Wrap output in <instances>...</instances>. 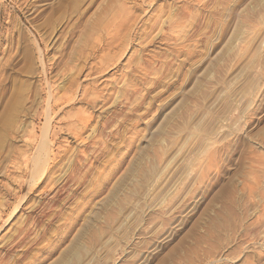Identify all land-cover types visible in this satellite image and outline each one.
<instances>
[{
    "label": "rangeland",
    "instance_id": "1",
    "mask_svg": "<svg viewBox=\"0 0 264 264\" xmlns=\"http://www.w3.org/2000/svg\"><path fill=\"white\" fill-rule=\"evenodd\" d=\"M0 264H264V0H0Z\"/></svg>",
    "mask_w": 264,
    "mask_h": 264
},
{
    "label": "bare ground",
    "instance_id": "2",
    "mask_svg": "<svg viewBox=\"0 0 264 264\" xmlns=\"http://www.w3.org/2000/svg\"><path fill=\"white\" fill-rule=\"evenodd\" d=\"M47 151H48V150H47ZM43 157H44V156H43ZM48 166H49V165H48ZM47 169H48V168H47ZM78 169H79V167H78ZM76 170H77V169H76ZM76 170H75V171H76ZM78 171H80V170H77L76 172H78ZM44 173H45V172H44ZM44 173H43V174H44ZM44 175H45V174H44ZM76 175H77V174H76ZM78 175H79V174H78ZM42 176H43V175H42Z\"/></svg>",
    "mask_w": 264,
    "mask_h": 264
}]
</instances>
